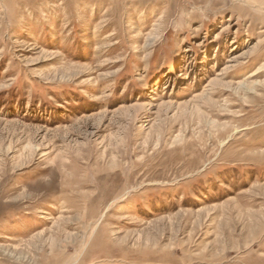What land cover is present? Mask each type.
<instances>
[{
    "label": "rangeland",
    "instance_id": "1",
    "mask_svg": "<svg viewBox=\"0 0 264 264\" xmlns=\"http://www.w3.org/2000/svg\"><path fill=\"white\" fill-rule=\"evenodd\" d=\"M0 264H264V0H0Z\"/></svg>",
    "mask_w": 264,
    "mask_h": 264
}]
</instances>
